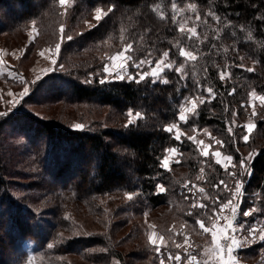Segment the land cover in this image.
Returning a JSON list of instances; mask_svg holds the SVG:
<instances>
[{"label":"trees","instance_id":"trees-1","mask_svg":"<svg viewBox=\"0 0 264 264\" xmlns=\"http://www.w3.org/2000/svg\"><path fill=\"white\" fill-rule=\"evenodd\" d=\"M58 2L0 0V32L8 25L13 27L15 22L37 21L44 26L48 19L51 21L47 17L59 6ZM72 2L71 22L77 14L79 19L89 16L90 19L97 8L107 14L92 27L81 28L65 43L62 51L66 62L71 61L75 67L55 79L65 89L61 93L65 95L63 102L93 104L97 114L107 109L108 126L73 129L29 112L15 113L1 122L0 143L7 125L23 135L25 144L18 141L10 151L0 150V264H24L28 258L24 241L33 243L32 256L38 264H131L120 246L138 236L143 245L131 244L137 250L131 257L139 263L155 264V253L145 239V227L135 224L128 238L118 234L124 226L132 224L133 218L150 215L159 208H163L166 220L180 217L196 226L195 220L207 218L210 205L215 206L214 202H206L207 208H192L190 212V208L188 211L179 208V201H186L180 193L181 183L192 175L200 161H206L191 140L184 136L179 142L165 131L173 123H179L182 101L186 97H203L208 88L213 90V97L199 104L197 113L187 123L180 122V128L212 129L223 136V142L228 139L224 143L228 154L247 147L252 156L247 172L240 178L247 195L245 202L248 206V197L259 196L264 208V109L258 114L256 133L248 143L243 144L240 138L235 141L228 133L235 116L242 115L250 94L255 91L264 95V0ZM173 3L177 7L196 6L194 15L198 20L183 32L178 30ZM192 28L196 29L195 36L189 31ZM129 44L132 48L127 52L132 60H150L151 67L162 59L164 51H169V60H174L175 65L161 77L170 82H154L148 77L139 83L128 79L101 83L98 71L103 62L101 55H113ZM180 48L192 51L196 59L181 58ZM180 65L183 73L178 75L175 67ZM222 73L227 74L224 80ZM50 90L46 100L59 98L53 88ZM129 111L134 116L136 112L141 114L130 125ZM19 134H15L17 140ZM21 144L34 149L29 151L32 161L19 154ZM172 147L180 150L181 162L166 170L162 161L166 150ZM21 164L35 167L29 177L38 179L39 184L26 185L32 194L20 204L9 188L18 185L15 181L23 176ZM209 166L215 169L209 173L205 185V192L211 197L215 193L214 184L219 179L228 183L231 177L217 164ZM240 171L234 170L237 177ZM159 184L164 191L157 190ZM219 193L222 200L223 192ZM127 195L132 198L125 200ZM108 197L115 203V211L103 205L102 199ZM72 209H81L92 218H103L100 230L71 235L70 220L64 216ZM42 213L52 219V224L39 217ZM118 215L123 217L120 222L111 220ZM44 228L51 234L44 233ZM54 230L65 232L58 242L52 241ZM247 253L255 255L258 250L254 248Z\"/></svg>","mask_w":264,"mask_h":264},{"label":"rangeland","instance_id":"rangeland-1","mask_svg":"<svg viewBox=\"0 0 264 264\" xmlns=\"http://www.w3.org/2000/svg\"><path fill=\"white\" fill-rule=\"evenodd\" d=\"M58 5L59 6L47 17L50 18L51 21L48 19L46 23H43L44 26H40V22L37 21H27L24 23L15 22L13 23V27L8 25L5 31H2V33L0 32V113H7L6 115L0 116V125L2 124L1 122H6L9 116L14 115L15 113L29 112L47 120H54L73 129L108 126L106 117L107 109H103V113L97 114L96 106L93 104L63 102L65 95H61V93L63 94L65 89H61L62 85L60 86L55 79L56 75H63L65 71H71V69L75 67V64H72L71 61L66 62L67 57L65 58L62 51V47L70 40L68 37L72 38L77 35L78 32L81 31V28L92 27L105 15L97 21L95 19V9L91 13L90 19V16L85 19H79V14H77L74 16V21L71 22L72 0H69L68 4L64 6H62L60 2H58ZM100 9L102 10V13H107L106 10L102 8ZM194 11H196V7L195 10H193L190 7V4H186L182 7L176 6L175 9L173 8L174 17L178 19L179 27L182 24L185 30L187 28L186 26L192 25L198 20L197 16L194 15ZM57 44L60 45L58 52L56 49ZM41 53H43V55H41ZM118 53L119 52H115L113 55H108L107 57L104 56V53L101 55L103 62L98 70L100 72L99 75H102L100 77L101 80H120L115 76V73L119 71V69L112 67L114 63L112 57L116 56ZM126 56H129L128 52H126ZM53 60H55V63L52 62ZM120 62L126 63V66L131 73L135 74L137 72L135 68L132 67L131 69V63L129 61H116V63ZM155 65L153 67H155ZM105 67H109L113 74H106L104 72ZM144 67H146V70L142 69V71H150L149 65L146 64ZM162 74L163 73H161V76ZM68 75L69 74H66V76ZM226 75L227 74H225L224 77ZM25 87H27L29 91L26 95L21 96ZM52 88L55 95L59 98H48V100H46L48 97L47 95L50 94V89ZM259 96L260 95L257 94V97ZM43 97H45V101L42 100ZM211 97H213V94H209L206 89L203 98L210 100ZM197 103L199 106V100H197ZM181 104V106L184 107L191 106L190 104L185 103V100H183ZM262 109H264V104H262L258 98L253 99L250 94L246 104H244L242 115L235 116L234 121L232 120L233 125L231 127V133L228 130L230 136L234 137L235 141H238L240 138L243 144L248 143L249 140H251V137L256 133L258 114ZM191 116H194V114H188V118ZM179 123H173L177 124L180 130L181 140L179 142L183 141L184 136L186 138L195 136V141H191L195 145L199 155L206 161H200L192 175L188 176V178L181 183L180 193H182L184 199L189 202V205L186 201L183 200V202L180 200L178 204H180L181 207L179 208H184L186 211L190 208L189 212L192 211V208L202 209L199 207L200 204L206 205L207 208L206 202L211 204L216 201L217 198H220L219 192H223L224 196L223 199H219V201L227 202L233 197L236 180V177L229 175V173L234 172L235 169H240V161L242 158H246L245 167L248 168V162L252 156L251 151L248 150L247 147H244L239 148L236 154H232L231 152L228 154V147L224 144L228 139L223 142L222 135H217L210 128H202L198 130L197 128H190L187 131L182 130ZM77 124H81L83 127L77 128ZM249 124L253 125L251 130H248L247 128ZM5 126L3 140H1L0 143V150L5 148L10 151L11 148H14L17 145L18 141L25 144L24 139H22L24 138L23 135L19 134L16 129H12L7 125ZM261 128L263 129V126ZM205 129H207L206 132L204 131ZM15 134L20 135L18 140ZM172 134L176 135V129L173 130ZM244 135L248 136L247 142L242 139ZM216 140H220L222 143L217 144ZM197 141H202V143H197ZM172 148H175L176 151H166L164 157V159L167 158L169 162V168L166 170L172 169L174 164L181 162V158H179L181 154L180 150L177 147ZM29 151L33 152L34 149L28 145L21 144L19 154L22 155L23 159L28 158V161H32V156L29 154ZM204 151L208 152L207 157L204 156ZM216 151L221 153L220 164L216 163V157L214 156ZM228 155L233 157L231 163H228L225 159ZM249 157L250 159H248ZM32 164H30V166H22L23 164H21L22 168L20 172L23 176L15 181L18 185H12L11 188H9L11 195L15 197L16 201L20 204L24 201V198L29 194H32L27 190L26 185L30 183L39 184L38 179L36 180L29 177L30 173L35 171V167H33ZM211 164H217L221 170L228 173L231 179H228V183L224 181L225 184L228 185L227 189H225L223 184H220V181L223 179H219V183L214 184L215 193L210 197L205 192V185L207 184L209 173L215 170L209 166ZM233 165H235V167H233ZM18 168L20 169V166ZM238 178H241V176ZM161 188L162 187L159 184L157 190L160 192ZM201 189H203V191H201ZM128 197V195L124 197L125 200H128ZM246 197L247 195L243 193L242 196L235 198L234 203L239 205L237 219L233 221V228L235 231H230L227 234L234 235L238 241H244V238L247 237L248 242L240 243L239 246L233 249V259L231 264H264V240L259 238L260 230L264 229V208L260 206L261 203L259 196H255V198L248 197V206L245 202ZM117 199H120V197ZM102 200V203L107 210L115 211L113 210L115 203H111V197ZM194 204L197 206L193 207ZM36 205L37 207L35 210L37 211L38 204ZM39 205L45 210L48 209L45 205ZM254 207L258 209V211L247 217L243 215L244 211ZM162 209L163 208H159L150 215L146 214L141 217L138 216L133 218L132 224L124 226L118 236L128 238L135 224L140 225L141 228L145 227V239L155 253V264H188L189 253L197 256L198 264H218V257L213 251L215 244L213 243L211 231L205 233L200 228L197 221L203 222L210 230L213 228V225H215V228L219 233V231L226 226L228 221L218 218V216H228L229 220H231L232 217L230 210L225 209L223 213H220V203H215V206L210 205V208L207 210V214H209L208 217L205 219L197 218L195 220L196 226H193L180 217L174 219L170 217L166 220V218H163ZM213 209H216L218 216L213 215ZM182 210L183 209H181V211ZM44 214L45 213H42L39 217L43 221H48L52 224V219ZM67 217L70 220L69 230L71 235L96 232L100 230L104 220L101 217L92 218L81 209L69 210V213L67 216H64V218ZM122 219V215L113 216L111 218V220L115 222H120ZM238 225H243V230H241ZM249 228L256 229L255 238L252 235H249ZM43 232L48 235L51 234L46 228H44ZM63 235H65L64 231L59 232L58 230H54L53 235L51 236L52 241L58 242ZM149 236H152L156 240V244H152L149 241ZM133 243L143 245L140 236L121 244L120 247L124 251L125 257H127L131 264H147L146 262L139 263L134 261L133 257H131L136 250L135 247L131 246ZM221 243L223 244L224 241L221 240ZM177 245L180 246L177 247ZM23 246L28 253L27 261L24 264H38L36 262L37 259L34 260L32 256L33 243L30 241H24ZM254 248L258 250V253L255 255L247 253L248 250H254ZM176 255L181 256L180 261L174 259ZM225 259H227V256H225Z\"/></svg>","mask_w":264,"mask_h":264},{"label":"snow or ice","instance_id":"snow-or-ice-1","mask_svg":"<svg viewBox=\"0 0 264 264\" xmlns=\"http://www.w3.org/2000/svg\"><path fill=\"white\" fill-rule=\"evenodd\" d=\"M60 4L62 6L68 4L69 0H59ZM172 7L175 9L176 4L173 3ZM190 7L195 10V5H190ZM107 13H102V10L100 8L96 9L95 12V19L97 21H99L103 15H106ZM210 15H212V13H209ZM163 18V17H162ZM216 19H219V17H216ZM262 19H264V17H262ZM179 31L183 32L184 31V26L181 24L180 27L178 28ZM190 33L192 36L196 35V29L192 28L189 29ZM191 38V37H189ZM68 39H71V37H68ZM60 45L57 44L56 49L57 52L59 51ZM132 48V45L129 44L127 45V48L122 50L121 52H119L116 56L112 57L113 60V65L112 67L119 69V71H117L115 73V76L117 79L120 80H124V79H128L129 81L132 82H142L144 81L146 78L148 77H152L153 81H160L162 83L168 84L170 81L166 78L161 77V73H163L166 69L171 71L174 68L175 65V61L174 60H169V56H170V52L169 51H164L162 54V59H160L159 61L156 62L155 67H151V61L150 60H144L141 59L138 62L133 61L131 56H126V52ZM41 55H43V53H41ZM179 56L181 58H186V60H195L196 56L193 55L192 51H186L184 48H180L179 50ZM118 60H126L132 63V67L135 68L137 70V72L135 74L131 73L128 69V67L126 66V63L124 62H120V63H116V61ZM53 63H55V60L52 61ZM149 65L150 66V71L149 72H144L142 71L143 67L145 65ZM175 71L176 73L179 75L181 73H183V65L180 66H176L175 67ZM248 71H252V69H248ZM104 72L106 74L112 75V71L110 70L109 67H105L104 68ZM186 77L182 76V79H184ZM221 80H224V74H221ZM101 83H104V80L100 81ZM186 86V85H185ZM29 89L27 87H25L24 91L21 93V96L26 95L28 93ZM212 89L208 88L207 92L209 94L212 93ZM231 94V93H230ZM251 96L253 99H259L261 101L262 104H264V95H260L259 97H257V93L255 91H253L251 93ZM197 100H199V104H203L205 103V99L203 97H196V98H190V97H186L185 98V103L190 104V107H184L181 106L179 111H178V120L181 123H187V119H188V114H196L197 113V109H198V103ZM18 103V101H17ZM243 107V105H242ZM7 113H0V116L6 115ZM255 114V113H254ZM129 120H128V124H132L137 118H139L141 116V114L139 112L135 113V116L133 115L132 111H129L127 113ZM77 128H82L83 125L81 124H77L76 125ZM253 127V125L249 124L247 126L248 130H251V128ZM176 129V135L173 136V139L180 141L181 140V135H180V130L177 126V124H172L171 126H168L165 128V131H167L168 133H173V130ZM198 130V129H197ZM205 132L207 131V129L204 130ZM229 132L231 133V128H229ZM189 140H193L195 141V136L192 137H188ZM242 139L247 142L248 140V136L244 135L242 137ZM197 143H202V141H197ZM217 144L222 143L220 140H216ZM166 151L169 152H175L176 149L175 148H171V149H167ZM204 156L207 157L208 156V152L204 151ZM214 156L216 157V163L220 164L221 160V153L219 151H216L214 153ZM226 161L228 163H231L233 161V157L231 155L226 156ZM250 159V157L248 158ZM246 164V158H242L240 161V173L239 176H243L246 172H247V168L245 167ZM162 167H164L165 169L169 168V162L168 159L165 158L162 161ZM233 167H235V165H233ZM229 175L236 177L235 180V189L233 192V197L230 198L227 202H221L219 201V198H217L216 201H214V203H220V209L219 212L223 213L225 209L230 210L231 213V217L232 219L229 220L228 216H218V213L216 211V209H213V215H217L218 218H222L226 221H228V223L226 224L225 227H223L219 233L217 232L215 225H213V228L210 230L208 227L205 226V224L201 221H197L199 223L200 228L205 232H209L211 231V235L213 238V243L215 244V248H214V253L215 255L218 257V264H231V261L233 259V249L237 246H239L240 243H244V242H248L247 241V237L244 238V241H238L236 239V237L234 235H228L227 233L232 231L234 232L235 229L233 228V221H235L237 219L238 216V208L239 205L234 203V200L236 197L238 196H242V187H243V180L237 177V173L232 172L229 173ZM220 184H223L225 189L228 188V185L225 184L224 181H220ZM160 191H164L163 188L160 189ZM201 191H203V189H201ZM129 199H131L132 197L129 196ZM197 205H193V207H196ZM199 207L204 208L206 207V205L204 204H200ZM258 211V209H256L255 207L249 210H246L243 212L244 216H250L252 215L254 212ZM238 227L243 230V225H238ZM249 235H252L255 238L256 235V229L255 228H249ZM219 237V238H218ZM259 238L261 240H264V229L260 230L259 233ZM221 240L224 241V243H221ZM149 241L152 244H156V240L152 237L149 236ZM180 245H177V247H179ZM49 247H52V245L50 244ZM225 256H227V259H225ZM171 258V257H170ZM174 259L176 261H180L181 260V256L180 255H176L174 257ZM188 264H198L197 261V256L196 255H192V254H188Z\"/></svg>","mask_w":264,"mask_h":264}]
</instances>
